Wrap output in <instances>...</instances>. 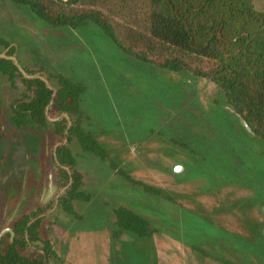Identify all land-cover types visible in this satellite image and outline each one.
I'll return each instance as SVG.
<instances>
[{"label":"rangeland","instance_id":"1","mask_svg":"<svg viewBox=\"0 0 264 264\" xmlns=\"http://www.w3.org/2000/svg\"><path fill=\"white\" fill-rule=\"evenodd\" d=\"M254 5L264 10V0ZM0 37L21 70L82 83L85 128L129 175L161 191L144 192L72 141L91 200L74 204L79 218L58 209L51 129L9 120L14 92L0 77V234L21 213L45 207L51 264H264V148L213 83L144 66L93 25L53 27L9 0H0ZM119 205L147 218L154 235L114 239Z\"/></svg>","mask_w":264,"mask_h":264},{"label":"trees","instance_id":"2","mask_svg":"<svg viewBox=\"0 0 264 264\" xmlns=\"http://www.w3.org/2000/svg\"><path fill=\"white\" fill-rule=\"evenodd\" d=\"M9 1L53 27L93 25L122 54L144 66L213 83L230 113L264 148V10L256 9L254 0ZM0 47L5 50L0 56V77L14 92L7 103L9 120L16 127L49 128L54 136L51 162L62 189L56 199L58 209L79 218L74 204L91 200L82 189L84 177L77 168L72 141L132 185L161 194L160 189L129 175L85 128L89 118L80 108L82 83L62 73L43 78L21 70L12 59L15 48L10 41L0 37ZM45 209L21 213L0 234V264H51L56 258L44 232ZM112 213L114 239L122 233L143 239L155 233L147 218L126 206H116Z\"/></svg>","mask_w":264,"mask_h":264},{"label":"water","instance_id":"3","mask_svg":"<svg viewBox=\"0 0 264 264\" xmlns=\"http://www.w3.org/2000/svg\"><path fill=\"white\" fill-rule=\"evenodd\" d=\"M246 128H247V130H249V128L246 126ZM179 169V166H177L176 168H175V170L177 171Z\"/></svg>","mask_w":264,"mask_h":264}]
</instances>
